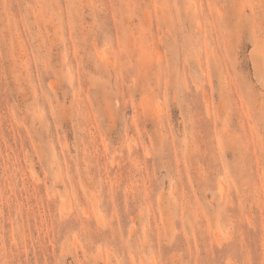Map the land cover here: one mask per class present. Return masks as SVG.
<instances>
[{
  "label": "rangeland",
  "instance_id": "374dc122",
  "mask_svg": "<svg viewBox=\"0 0 264 264\" xmlns=\"http://www.w3.org/2000/svg\"><path fill=\"white\" fill-rule=\"evenodd\" d=\"M194 1L0 0V264H264V0Z\"/></svg>",
  "mask_w": 264,
  "mask_h": 264
},
{
  "label": "bare ground",
  "instance_id": "6f19581e",
  "mask_svg": "<svg viewBox=\"0 0 264 264\" xmlns=\"http://www.w3.org/2000/svg\"><path fill=\"white\" fill-rule=\"evenodd\" d=\"M252 1V0H251ZM192 2L194 3L195 1L194 0H192ZM195 6L197 5V4H194ZM197 7H199V6H197ZM200 9V8H199ZM195 11H197V9H196V7H195ZM200 11V10H199ZM253 11V10H252ZM264 12V11H263ZM200 13V12H199ZM253 14V13H252ZM195 19H196V17H195ZM197 20H198V18H197ZM259 34V33H258ZM257 34V35H258ZM261 34V33H260ZM263 34V33H262ZM261 34V35H262ZM256 35V36H257ZM264 39V38H263ZM255 42H259V41H257V39H255ZM256 43V44H257ZM260 43H262V42H260ZM253 53V52H252ZM254 54V53H253ZM222 60V59H221ZM220 60V61H221ZM216 61H217V66H218V68H220V67H222L223 66V62H220L219 60H217L216 59ZM252 65H253V68H254V71H255V74H256V76H257V79L260 81V80H264V76H263V74H264V55H262V56H254L253 57V59H252ZM219 83H220V89H221V91H222V93H223V89L225 88V86H224V88H223V80H224V78H225V76H224V73H221V74H219ZM228 78V77H227ZM227 78H225V79H227ZM228 81V80H227ZM228 84V83H227ZM226 84V85H227ZM225 91V90H224ZM227 91V90H226ZM229 91V90H228ZM225 93V92H224ZM226 94V93H225ZM227 95V94H226ZM229 111V110H228ZM242 113V112H241ZM240 113V111H239V109L236 107V116H237V119H238V123H239V125H242V121H241V118H242V114ZM227 115V114H226ZM240 115V116H239ZM231 116V115H230ZM235 116V117H236ZM225 117V116H224ZM231 118H232V116H231ZM229 119V118H228ZM231 122V121H230ZM230 124V123H229ZM223 131L225 132L226 131V129H223ZM244 131H245V129H244ZM226 134H227V132H225ZM246 133V132H245ZM242 135V134H241ZM247 148V147H246ZM243 150H244V148H243Z\"/></svg>",
  "mask_w": 264,
  "mask_h": 264
}]
</instances>
